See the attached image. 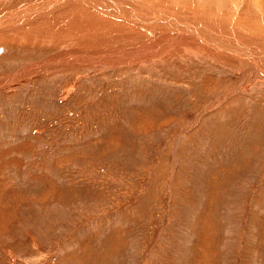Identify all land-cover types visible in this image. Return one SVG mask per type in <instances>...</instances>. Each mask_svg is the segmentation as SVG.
<instances>
[{
	"label": "rangeland",
	"instance_id": "1",
	"mask_svg": "<svg viewBox=\"0 0 264 264\" xmlns=\"http://www.w3.org/2000/svg\"><path fill=\"white\" fill-rule=\"evenodd\" d=\"M27 1L0 0V22ZM104 1L78 4L119 21ZM117 2L159 9L120 20L139 45L169 21L208 33L165 28L152 54L108 63L90 56L125 54L112 32V49L0 39V264H264V75L198 40L264 53V0Z\"/></svg>",
	"mask_w": 264,
	"mask_h": 264
},
{
	"label": "bare ground",
	"instance_id": "2",
	"mask_svg": "<svg viewBox=\"0 0 264 264\" xmlns=\"http://www.w3.org/2000/svg\"><path fill=\"white\" fill-rule=\"evenodd\" d=\"M79 1L80 0H40V1H34L35 3H32V2L28 3V1H27V3L25 5L22 3L19 7H17L16 11L14 12L15 15L12 17V19L4 20V21L0 22V39L4 38L5 43H10L11 41H15V40L20 39L22 36V33L24 34V32L26 30H29V31L33 30L34 34L36 32H39V36H40V34H43L42 32H45L47 39L51 38L52 32H54L59 37H63V39H65L62 42H64V41L68 42V44L73 46V47L74 46H77V47L81 46L79 48H83V47H86V46L88 47L89 45H91L93 48H95L96 46L99 45V46L107 47V48L110 46V48H111L112 46L107 41H108V36H110L111 35L110 33L112 32L115 36V38L113 37L115 39V41L120 46H121L120 43H122L125 46V48H126L124 50L125 54L122 56H119V55H115L114 54L115 52H114L112 54L108 53L106 55L101 54L102 55L101 57L100 56H90L93 60H99V61L102 60L103 62L108 63V61L115 62V59H121L123 61L124 60L126 61L130 57L139 58L140 56H144L146 54H152L156 50L155 49L156 45L159 44V42L161 43L164 41L165 36L163 35L162 30L165 28L173 29L174 31L177 32L176 34L172 35V37L170 39L171 42H178V41L181 42L185 38L184 36H186L187 39L188 38L195 39V36L196 37L200 36L199 34L208 33V31L205 29L206 26L204 27L202 25H199V24H201V22L199 23L196 21L195 24H191L189 26H184V25H181L180 23H178L176 21H169V22L165 23L164 25H162L161 27H158V28H161L158 31L152 25H148L146 27V29L152 30V33L149 36L151 38V40H147L145 43L139 45L137 42L139 40L140 41L145 40L146 34L143 32H140L138 30H135L134 28L131 27V25H129L127 23L120 22V20L125 21V22L128 21L131 23L140 24V25L150 24L153 18H155L157 21H160L161 16L159 14V9L157 7L155 10H158V12H157L158 14H154V13L148 14L147 12L146 13L142 12L143 14H138V11H136L137 13L136 12L134 13L133 10H135V9H133L132 7L128 10H125L128 6L125 5L124 3H121V2L118 3L117 0H109L112 4H114L116 6L117 10L115 11L116 12L115 15L120 17L119 18L120 20L118 21V20H116V18L114 19V22H109L108 20L106 22V20H105V22H104L105 24H104L103 22H100V20L96 18V16L100 15V14H96L95 12H93V10H90L88 12L89 5H90V7L92 6L94 9H98V10L102 9V8L99 9L97 7V0H88V3H89V1L91 2V4L90 3H89V5L87 4L88 7H85V4L79 5L78 4V3H80ZM150 1H152V0H150ZM155 2L157 3V1H155ZM147 7H149V6H147ZM150 7H152V6H150ZM122 10L127 12V13H125V15H127L128 18H125L126 16L121 17L120 15L122 13L117 12V11H122ZM150 11H151V9H150ZM63 13L66 14L64 17H63ZM0 19H2V18H0ZM101 23L104 24L105 27ZM185 24H187V23H185ZM180 26H182V27H180ZM42 28L45 31L44 30L42 31ZM35 29H37V31H35ZM107 30H110V31L106 32ZM188 30L190 31L189 33L186 32ZM197 31H199V34L195 33ZM11 32H13V35L10 34ZM235 32L236 31H234L233 33H235ZM156 34H159V36H157ZM32 35H33V32H32ZM37 35H36V37H37ZM113 38H112V40H114ZM42 39H43V35H42ZM198 40L201 41V44L206 45V46L201 45V47H200L201 52H205V54H207L206 51H211L210 56L217 58V59H219V57L213 55L212 50H213V52L216 51L218 55H230L232 58H234V57L246 58L247 60L251 59L253 62L254 68H256V69L252 68V70H255L254 72H258V73H261L264 75V73L261 72L262 70H261V67L259 64V62H262L264 64V59H263L264 53H260L257 49H256V51H258V52H255L253 49H251L253 51L250 52V50L248 51L247 47L244 45L243 42L237 41L235 38H234V40L236 43H235L234 47L224 45L225 47H227L224 49L222 48L223 43L217 45V44L212 43V42L210 43L209 41H207L206 39H203V38L198 39ZM50 43H51V41H50ZM106 43H109V44L105 45ZM49 45L55 46L56 44L55 45L49 44ZM114 46L115 47H113V48H116V45H114ZM161 46H164V43ZM134 47H135V49H134ZM230 47H232V48H230ZM89 48H90V46H89ZM164 50H165V48H164ZM79 53H81V52H79ZM154 54H157V53L155 52ZM64 55L65 54H61L59 56L60 60H63V61L67 60V58L62 57ZM98 55H100V54H98ZM71 57L75 58V62L77 61L76 60L77 58H82V59H80L81 61L84 60L83 59L84 56H81L79 54H71ZM85 58L88 60H91L89 57L88 58L85 57ZM150 58H151V56H150ZM52 59H56V58L53 57ZM146 59H148V58H146ZM72 60H74V59L70 58L67 61H72ZM84 62H85V60H84ZM113 62H111V63H113ZM45 63H51V61L47 60V61H44L42 64H45ZM58 63H60V62H58ZM82 63L83 62H81L80 64H82ZM49 67H50V65H49ZM250 72H251V70L244 73L245 77H247Z\"/></svg>",
	"mask_w": 264,
	"mask_h": 264
}]
</instances>
